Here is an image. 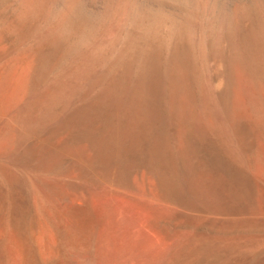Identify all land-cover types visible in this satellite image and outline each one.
Here are the masks:
<instances>
[{
    "label": "bare ground",
    "instance_id": "6f19581e",
    "mask_svg": "<svg viewBox=\"0 0 264 264\" xmlns=\"http://www.w3.org/2000/svg\"><path fill=\"white\" fill-rule=\"evenodd\" d=\"M26 4L0 27V61L17 59L0 66V264H58L47 200L127 186L131 155L155 165L162 202L224 205L215 142L243 153L264 133V0ZM248 192L244 263L264 264V178Z\"/></svg>",
    "mask_w": 264,
    "mask_h": 264
},
{
    "label": "rangeland",
    "instance_id": "374dc122",
    "mask_svg": "<svg viewBox=\"0 0 264 264\" xmlns=\"http://www.w3.org/2000/svg\"><path fill=\"white\" fill-rule=\"evenodd\" d=\"M96 3L93 11L101 9L102 5ZM27 4L26 0H0V27L13 22ZM9 56L0 61L1 68L16 63V57ZM25 63L20 65V73L27 72ZM255 132L251 137V133L245 134L244 154L226 134L215 140L212 172L216 183L222 182L226 191L224 205L215 203L212 210L201 206L185 209L162 202L148 175L156 170L155 165L138 155L126 160V188H115L116 192L105 184L80 182L78 192L68 200L48 199L46 214L53 218L58 264H254L244 263L243 238L248 235L246 227L253 222L247 214L248 191L264 178L260 157L264 133ZM80 208L86 209V218L76 226L74 214L84 211ZM259 232L264 233V229Z\"/></svg>",
    "mask_w": 264,
    "mask_h": 264
}]
</instances>
